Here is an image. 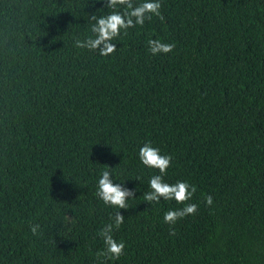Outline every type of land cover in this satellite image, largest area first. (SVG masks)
Masks as SVG:
<instances>
[{"label":"trees","instance_id":"obj_1","mask_svg":"<svg viewBox=\"0 0 264 264\" xmlns=\"http://www.w3.org/2000/svg\"><path fill=\"white\" fill-rule=\"evenodd\" d=\"M159 2L105 57L75 40L106 0H0V264H99L117 211L105 264H264V0ZM146 142L171 155L166 182L196 186L195 215L169 225L184 205L144 201ZM107 166L127 210L95 195Z\"/></svg>","mask_w":264,"mask_h":264},{"label":"clouds","instance_id":"obj_2","mask_svg":"<svg viewBox=\"0 0 264 264\" xmlns=\"http://www.w3.org/2000/svg\"><path fill=\"white\" fill-rule=\"evenodd\" d=\"M119 6H123L124 10H117ZM105 7L113 11L102 16L91 15L90 20L94 21L90 25L92 35L83 40L76 39V48L97 51L99 55L106 57L116 50V44L113 41L121 34V30H124L126 35L128 29L135 28L137 25L143 26L145 20L151 19L153 15L163 19L159 11L161 7L159 0H142L138 4H134L133 0H106ZM147 45L148 51L152 55L169 53L175 47L173 43H163L159 39H150L147 41ZM138 159L145 167L157 169L159 172L149 178L148 187L150 190L143 194L144 201L159 203L163 198L165 201L174 200L177 204L184 205L182 208L166 211L163 214L164 223L174 225L178 220L196 214L198 205L186 203L196 192V186L190 185L184 180H177L171 184L164 180V175L171 166V155H162L159 148L146 142L139 148ZM96 188L95 195L105 205L113 206L118 210H127L129 207L127 200L134 196V190L113 182L112 168L108 166L100 172ZM203 202L205 206H211L213 204L212 196L205 195ZM123 222L124 216L117 211L114 214L113 222L100 230L99 236L103 240L104 247L96 252L99 264L119 259L123 254L124 242H117L112 235L114 229H119ZM38 228V224L30 225L33 235L37 234ZM169 234L175 235V229L173 228Z\"/></svg>","mask_w":264,"mask_h":264}]
</instances>
